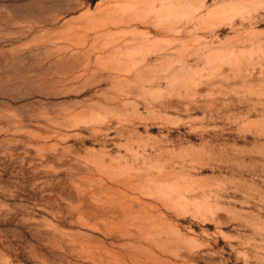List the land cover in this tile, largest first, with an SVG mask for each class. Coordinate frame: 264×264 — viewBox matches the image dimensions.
I'll return each mask as SVG.
<instances>
[{
  "label": "rangeland",
  "instance_id": "1",
  "mask_svg": "<svg viewBox=\"0 0 264 264\" xmlns=\"http://www.w3.org/2000/svg\"><path fill=\"white\" fill-rule=\"evenodd\" d=\"M0 264H264V0H0Z\"/></svg>",
  "mask_w": 264,
  "mask_h": 264
}]
</instances>
